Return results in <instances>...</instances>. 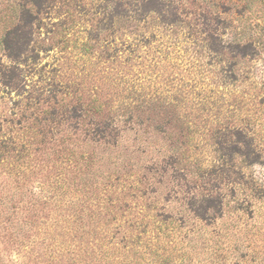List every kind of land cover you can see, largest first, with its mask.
<instances>
[{
  "label": "rangeland",
  "instance_id": "obj_1",
  "mask_svg": "<svg viewBox=\"0 0 264 264\" xmlns=\"http://www.w3.org/2000/svg\"><path fill=\"white\" fill-rule=\"evenodd\" d=\"M63 232L89 264H264V0H0V264Z\"/></svg>",
  "mask_w": 264,
  "mask_h": 264
},
{
  "label": "trees",
  "instance_id": "obj_2",
  "mask_svg": "<svg viewBox=\"0 0 264 264\" xmlns=\"http://www.w3.org/2000/svg\"><path fill=\"white\" fill-rule=\"evenodd\" d=\"M29 13V12H28ZM28 13H23V17L21 19V21H26V17L28 15ZM12 34V32L9 30L3 37V45L5 46V49L8 51L9 56L13 57V52L11 51V45L9 42V36ZM65 232L61 234H56V236H51V247L49 248V251L47 253L48 257L46 260H43L44 263L43 264H68L70 262V264H89L90 261V256H88V260L87 259H83V258H79V260H75L76 256L73 257H69V259L66 258V255H71L74 253H79V254H83L85 252H80L76 249H74V244L69 243L64 235ZM57 235L59 236V238L57 237ZM57 247H59V250L57 249ZM57 249V250H56ZM64 250L62 252V250ZM86 261V262H84ZM42 263V262H41Z\"/></svg>",
  "mask_w": 264,
  "mask_h": 264
}]
</instances>
